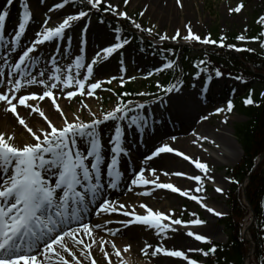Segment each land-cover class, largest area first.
I'll return each mask as SVG.
<instances>
[{
  "label": "snow or ice",
  "instance_id": "snow-or-ice-1",
  "mask_svg": "<svg viewBox=\"0 0 264 264\" xmlns=\"http://www.w3.org/2000/svg\"><path fill=\"white\" fill-rule=\"evenodd\" d=\"M44 4L45 0H39ZM124 6L129 4V0H123ZM20 9L19 22L14 30L7 31V23L10 17L9 9L13 5ZM86 5V9L79 7ZM177 5L183 7L180 0ZM243 3H237L235 7L229 8V12L239 13L243 8ZM68 7L76 8L74 12L67 13L62 17V22L57 27H48L50 16L45 14L40 28L35 32L34 39L31 42L24 40L26 33L33 21V11L30 6V0H5L3 7H0V106L6 112H10L16 119L17 123L26 129L32 138L31 143H23L19 146L12 143L13 137L0 133V264H100L94 251L101 254L103 264H113V256L121 258V264H124L122 251L115 240H105L98 237L96 229L103 230L112 236L121 231L117 228L113 231L106 225L114 223L112 220L104 224H92L90 216H102L117 214L129 219L115 221L124 228H130L132 224L151 226L158 230V235L167 238L168 231H176L172 225H195L200 226L206 222L196 218L190 221L182 219H172L174 212L166 214L161 211H154L146 203H140L138 207L146 214H140L136 211L137 205L129 207L125 203H117L109 196L111 190L117 189L124 180L125 171L130 173L128 177L129 191L133 188H143V192L137 195H151L155 190H170L172 193H178L197 202L208 213L216 217H224L226 213L216 210L204 202L205 198L197 194H190L192 190H182L172 183L160 182V174L156 168L149 165L154 158L161 157V154L174 153L188 161L196 170L203 175H189L183 172L172 173L176 176H184L187 179L195 181L197 187L195 192H201L204 181L215 182L214 177L208 175L210 166L200 159L193 158L185 152L175 149L170 143L162 142L159 146L147 154H141L140 163L132 167L131 148L137 144H144L145 133H159L161 139L175 141L177 137L170 135L167 129V121L163 118L157 120L155 112L145 111L151 109L153 104L166 108L168 99L171 95L179 93L183 87V82L177 80L176 83L164 86L157 80L156 87L164 93L157 95V98L151 103H142L132 99H125L133 95L143 97L153 95L152 93L138 92H121L114 93L117 95V102L110 111H106L98 117L95 112L88 109L92 119L84 122L79 116L72 120L64 114L63 109L57 102L58 91L66 99L71 100L80 95L92 96L97 89H102L104 81L97 80L90 83L86 90V81L94 74V66H97L98 59L108 60L122 49L132 44V38L122 36V28H114L116 33L113 43H108L101 47L95 53V57L90 63H85L87 50V33L88 23L84 24L81 31L78 53L74 57V63H69L66 68L61 67L59 61L66 58L71 52L73 38L67 35L68 30L74 27L73 22L85 20L94 10L101 14L100 23L103 24V15L111 14L113 17L125 19L139 32L153 35L155 25L145 28L141 23L126 11H121L118 5H114L109 0H56L49 8L48 12L64 10ZM145 11L139 15L144 16ZM258 23L264 26V16L257 19ZM186 35L181 36L180 30L169 37L167 34L159 35V42L182 39L184 42H199L203 45H216L220 48L227 47L238 52L255 50L247 47H237L235 44L224 43V37L219 41L212 39L210 34L201 37L195 34L191 26L186 25ZM264 37V31L258 36L246 37L241 34L236 37L241 42L261 41ZM105 36L102 33L101 39ZM143 42V36L140 37ZM66 41L64 51H61V42ZM55 42L56 48L49 57L40 55L41 46ZM154 46V45H150ZM264 48V42L260 44ZM141 52L146 49L141 48ZM161 54L165 52L175 55L173 49H161ZM103 53V57H101ZM35 54V55H34ZM156 53L153 52L152 55ZM123 55L121 53V68L123 73L126 69L123 67ZM206 60L194 62L197 69L194 79L199 80L201 75H206L205 85L202 94L208 91V85L211 83L213 76L209 72ZM176 60L165 57V62L158 68H153L152 72L173 69ZM85 70L84 78H80L81 70ZM152 72L146 75H151ZM215 77L220 78L224 73L219 69H214ZM231 76V73H229ZM116 79L115 76L107 79L111 83ZM128 80H134V76L127 77ZM243 83L242 76L235 77ZM120 83L123 85L124 78L121 76ZM41 86V91H27L31 86ZM25 89V93L21 90ZM74 89V90H68ZM107 91H113L107 89ZM264 97V92L261 93ZM48 99L55 108L63 124L57 127L45 112L41 110L37 101ZM245 105H254L251 90L245 97ZM23 106L30 110L31 113H38L46 122L47 127L33 130L26 123L25 119L17 112V107ZM84 107H87L85 105ZM234 105L231 100L227 101V110L232 111ZM222 108H216L215 112H222ZM168 119H171L170 117ZM201 119H207L206 116ZM111 122L113 129L108 139L107 145L104 143V133L102 126ZM227 123V120L224 121ZM161 125L164 130L156 126ZM135 132L138 139L133 142L128 135ZM195 137L192 141L194 145L203 148V141L209 140L206 136L192 130ZM215 143V141H211ZM206 151V149H205ZM122 158L125 165L122 170ZM148 172L149 179L145 172ZM168 176V172H163ZM230 182L239 183L229 178ZM224 189L217 187L216 192L223 193ZM197 216V213H191ZM170 223H162L163 221ZM188 237H194L196 241L211 243V240L205 235L195 234L192 231L186 233ZM110 249L109 250V246ZM55 246V247H54ZM131 245H125L123 252H127ZM143 255L156 257L163 254L168 257L181 258L187 264H200L196 259H190L184 250H170L161 247L159 244L153 248L151 244L145 243L141 248ZM189 251L200 252L204 257H209L217 252V247L212 246L209 250L189 249Z\"/></svg>",
  "mask_w": 264,
  "mask_h": 264
},
{
  "label": "rangeland",
  "instance_id": "rangeland-1",
  "mask_svg": "<svg viewBox=\"0 0 264 264\" xmlns=\"http://www.w3.org/2000/svg\"><path fill=\"white\" fill-rule=\"evenodd\" d=\"M53 2H56V0H45L44 4H40L39 0L33 1L30 0V6L33 10V21L26 33V36L24 37V40L31 42V40L34 39L35 32L40 28L45 14L51 17L48 23V27H57L59 26V23L62 22V17L66 15L67 13L74 12L77 9L68 7L64 10H58L56 12H48V8L53 4ZM109 2L113 3L114 5H118L120 7L121 11H126L129 16L132 17V19H135L138 23H141L143 27L148 28L155 25L153 35H148L149 40H143V42L136 40V38L132 39V44L130 46H126L125 49L121 50V53L123 55V67L126 69L125 72L121 73L120 68V60H121V53L115 54L113 57L109 58L108 60H101L98 59L97 66H94V74L91 78H89L86 81L85 88L87 90L88 85L90 83L96 82L97 80L104 81L102 84V89L95 90L94 94L92 96L88 95H78L68 102L67 108L63 109L64 114L69 118V120L74 118L75 116H79L80 119L84 122H89L92 117L89 115L88 109H91L92 112H95L98 117L102 116V114L106 111L112 110V108L115 106L117 102V95L123 87L130 88L133 90H140V92L145 93H154L153 95H146L143 97L137 96L139 98V102L145 103L148 102L151 98V96H155V94H159V89L156 87L157 80L160 82L161 85L168 86L171 85L170 81L172 78L169 79V81L166 82L167 77V69L163 71H157L152 72L153 68H158L162 63L165 62V57L169 59H175L174 56L182 57L184 58L185 55H189L192 62L189 66H186L185 73L186 77L181 75V81L183 82V87L181 88V91L179 93H173L172 95H176L181 100V105L186 103L190 100L199 101V105H201L199 114H197L195 119L190 122H183L180 125H178L177 130H173L170 132V135H175L177 139L175 141H178V139H187L189 140L188 143L193 145L195 148L200 149L198 145H194L192 143L193 141V135L192 130L195 129L196 133H200V131L203 130V135L209 138V140L203 141V148L202 151L204 153V161L209 164L210 166V172L208 175H211L214 177L215 182L205 180L203 188L201 192L196 193L195 188L197 187V184L195 181H182L178 180L176 178L174 180V183L177 184L179 187L182 185L184 188L186 187L187 183H193L195 185V188L190 192V194H197L201 197H204V202L208 204L211 207H214L216 210L226 213L224 217H216L212 213H208L206 209L201 207L197 202L192 201L186 197L180 196L178 193H170L165 194L167 197L169 195V200H173L174 203L172 207L170 208V212H174L172 215V219H182L184 221H190L196 218H199L206 223L200 226L195 225H187V226H180L179 227H185L186 229L192 230L195 234H201L208 237L211 241H217L220 243H226L229 239V236L227 234V231L225 230V227L222 225L221 220L225 219V217L231 216L232 206L229 204L231 201L234 202V204L240 203L244 207L246 206V211L243 210L240 213H243L241 219V231L240 236H242L243 239L246 240L245 236V229L249 227L248 235L250 237L249 246L250 251L248 255L246 256V264H256L254 253H252V249L256 247V242L251 234V228L253 227V222L256 217L254 205L250 202L248 197V185L251 182V177H249V180L246 179L244 184V187H242L241 197L239 199L238 191L233 194V200L229 201L230 199V189L233 186L232 183L229 181L230 173L228 169L234 168L237 164H240L242 162V158L244 156V149H242V145L240 143L239 138H237L235 131H236V125L237 124H243V122H246L249 120V117L241 114L236 107L239 109L241 105H244L245 108L248 107V105H245L242 101L241 103V96H248V91L254 87L255 89L252 92V97L256 98V105H259V108L264 107V97H261V93L263 92L264 87V68L262 70L256 72L254 69L250 72H238L235 69H224L226 66L223 63L218 62V60H225V61H233L237 63L238 66H243L244 69L246 67H250V62L247 59H241V56H239V53L233 49H229L227 47L220 48L216 45H203L199 42H184L182 39H178L177 41H164V45L158 46V44H162L159 42V35L167 34L169 37L173 36L176 33V30L179 29L181 36L186 35V25L191 26L193 32L195 34L200 35L202 38L206 37L210 34L212 39H215L217 41L220 40L221 37H224V43L227 44H233L232 36H235V38L241 34L245 35L246 37H252L257 36L255 34H258V28L262 27L261 23L257 22L258 17L264 16V0H180L181 4L184 5L183 7H176L177 0H175V3H173V8H164L162 11H154L152 8H150L149 5H146L144 2H133V0H129V4L125 7L123 0H109ZM243 3V8L239 13L235 12H229V8H233L236 6L237 3ZM5 4V0L0 2V7H3ZM187 5L188 7H185ZM15 10L18 13H20V9L17 5H13ZM12 6V7H13ZM178 6V5H177ZM79 7H83L86 9V5H79ZM11 9V8H10ZM10 19L7 23V30L11 32L15 29L19 22V18H16L15 16V10L12 8L10 10ZM145 11V14L143 17L139 15L141 11ZM178 9V10H177ZM107 16L108 18H106ZM103 16L104 23L101 24V14L96 13L94 10L92 13H90L89 17L85 18V20L73 22L74 27L72 29L68 30L67 35H71L73 38V43L71 45V52L66 57L59 61L62 69L66 68L69 63H74V57L78 53L79 48V42L81 37V31L84 27L85 22L88 23V33H87V50H86V58L85 63H90L91 59L95 57V53L100 50L101 47L105 46L108 43L115 42V32L113 31L114 28H121L120 23L123 25H129L130 27H127V32H122V36H129V38H132L134 36H137V34H134L131 36L132 33L137 31L129 21L117 17H113L111 14H105ZM60 20L58 22H54L53 20ZM121 20V21H120ZM120 21V22H119ZM119 22V25L115 24ZM100 27H103V30H101ZM130 31V32H129ZM104 34L105 38L101 39V34ZM138 33V32H137ZM159 34V35H158ZM97 36V37H96ZM237 40V39H236ZM238 41V40H237ZM261 41L252 42L249 41L247 43L238 41L237 47H247V48H259L264 51V48H261L260 44ZM170 44H177L179 48H177L175 45L170 46ZM154 45V46H150ZM66 46V41L61 42V51H64V48ZM165 49H164V48ZM167 47V48H166ZM56 48V43L53 42L48 45L41 46V50L45 49L44 52H41L40 55L49 57L54 52V49ZM144 48L146 49L145 52H141L140 49ZM175 52V55L172 56L171 54L165 52L163 55L161 54V49L167 50L172 49ZM176 49H178L176 51ZM155 52V55H152V53ZM182 52V53H181ZM35 55V54H34ZM103 53H101V57H103ZM263 55V54H262ZM264 56V55H263ZM227 57V58H226ZM200 58V59H199ZM210 58V59H209ZM213 59V62H212ZM183 59H180L178 63H181ZM200 60H208L207 66L209 67V72L213 76V81H211V90L210 92L206 93L204 96L202 94V89L205 85L206 81V75L202 74L199 80L194 79V75L197 71V69L193 66V62L200 61ZM260 63L263 61L258 60ZM203 66V65H202ZM206 66V67H207ZM224 69L222 70L224 73V76L222 78H216L214 69ZM229 70V71H228ZM225 71V72H224ZM152 72L151 75H146L147 73ZM166 72V73H165ZM235 73L237 75H241L243 77V80L247 81V83H243L241 80L235 79V75L226 73ZM85 74V70L82 69L80 72V78L83 79ZM115 76L116 79L112 80V82L109 84L107 83V79L110 77ZM123 76L124 83L121 85L120 78ZM134 76V80H128L127 77ZM225 78V80H224ZM32 88H28L27 91H41V86H31ZM229 88H234L235 91L228 92ZM107 89H112L113 91H107ZM68 90H74V89H68ZM154 92H151L153 91ZM21 93H25V89L21 90ZM193 93H196V96H193ZM260 93V94H259ZM54 94L58 96L57 101H64L68 100L64 97L63 94L56 91ZM171 95V97H172ZM171 97L168 99V106L166 108H163L164 110H170L169 109V102ZM182 97V98H181ZM235 106L233 107L232 111L229 112L227 110V101L235 99ZM239 98V99H237ZM47 98L44 101H37L35 103L39 104V107H41L40 104L46 103ZM173 102V99H171V104ZM233 102V101H232ZM59 103V102H58ZM61 104V103H59ZM147 104V103H146ZM170 104V105H171ZM87 105V107H84ZM234 105V102H233ZM222 108L223 111L220 113H216V108ZM62 108V107H61ZM25 109V108H24ZM52 112L59 115L55 108L51 105ZM71 109V111H70ZM27 110V109H26ZM148 109H146L147 111ZM30 113V110H27ZM70 112L72 113L70 116ZM48 112H45V115H47ZM264 115V112H263ZM50 116V115H49ZM206 116L207 119H201V117ZM7 117L11 122V127H1L0 126V133L5 134L6 138L8 135H11L13 137L12 143L19 146L20 144H23L25 142V139H27L26 143H31L32 138L30 137V134L27 133L26 129L23 128V126L17 124L16 126V119L13 115H10L9 112H6L3 110L2 106H0V118L3 120ZM38 113H31L29 116V119H32L33 122H36L39 119ZM60 117V116H59ZM41 118V117H40ZM194 118V117H193ZM26 119V118H25ZM43 120V118H41ZM227 120V123H224V121ZM44 121V120H43ZM60 123L55 124L57 127L62 126L63 120L61 119L59 121ZM29 127L30 124L26 122ZM45 125L46 122L44 121ZM264 124V119H263ZM33 128V127H32ZM42 129V128H41ZM113 129V124L109 122L108 124L102 126V131L104 133V143L107 145L108 139L110 137V134ZM36 131L37 129H34ZM259 135V133H258ZM257 135V136H258ZM27 136V137H26ZM134 137H136V133H134ZM261 141H264V132L260 133L259 135ZM158 141H162L161 138H157V142L149 145L146 149L141 150L140 154L138 155L139 161H137V164L140 163V160L142 159L141 154H147L151 150L154 149V147L158 146ZM164 142L172 143L173 141L168 140L167 138L163 139ZM211 141H215V143H212ZM206 149V151H205ZM263 155V156H262ZM262 157H258L259 159V165L260 166L264 161V152H262ZM158 159V158H157ZM156 158L153 159V161L149 162V165L153 167V164H150L157 160ZM174 163H178L177 165L179 169L177 172H186L189 173L188 170L183 169V166L181 165L182 162H185L182 158H173ZM186 163V162H185ZM157 170V169H156ZM148 172L146 171V174ZM194 175L195 172H191ZM190 173V174H191ZM200 175H203L199 171L197 172ZM130 176V173H128L126 179H125V187L127 185L128 187V177ZM147 177V176H146ZM186 178H184L185 180ZM246 183V184H245ZM181 184V185H180ZM185 184V185H184ZM247 185V186H246ZM119 186L117 189L113 190L112 193H109V195L115 196V198L120 199L123 195L127 193V187ZM220 187L223 188V193L216 192V188ZM135 188V187H134ZM137 189V188H135ZM138 190H145L143 188H138ZM187 190V188H186ZM157 192V190L152 191L151 195H143L146 198L153 197L154 193ZM239 195V196H238ZM142 196V195H139ZM167 209V208H164ZM166 214L168 212L166 210H163ZM197 213V216H192L191 213ZM167 223H170V221L167 220ZM174 227L173 225L171 226ZM214 228V232L209 233V228ZM136 230H140L138 228H135ZM143 229V228H142ZM141 229V230H142ZM146 229H149L148 233L151 234L155 239L153 241H150L147 244H151L153 248H155L158 244L164 248V244L162 242L169 240L168 238H171L174 234V231H168L166 236L167 238H164L163 235H158V230L152 228L151 226L146 227L143 229L145 232ZM117 235L119 237L125 238V234L122 232H119ZM189 238V241L193 243L192 248L193 249H200L201 244L203 242L196 241L194 237H187ZM245 242V241H244ZM188 254V253H186ZM190 259H196L200 263L206 262L205 259L201 257L200 252L192 251L188 254ZM98 257V256H97ZM165 257L163 254H158L156 257H151V255H140L133 258L134 264H146L148 262H151L152 259H159V258ZM168 257V256H167ZM170 258V257H169ZM184 262V261H183Z\"/></svg>",
  "mask_w": 264,
  "mask_h": 264
},
{
  "label": "bare ground",
  "instance_id": "bare-ground-1",
  "mask_svg": "<svg viewBox=\"0 0 264 264\" xmlns=\"http://www.w3.org/2000/svg\"><path fill=\"white\" fill-rule=\"evenodd\" d=\"M1 1H3V0H0V2ZM33 1H36V0H33ZM139 1L144 2L146 5H149L150 8H152L154 11H157V10L162 11V9H164V8L174 9L172 4L175 3V0H133V2H135V3L139 2ZM176 7H178V9H180L179 6L176 5ZM185 7H188V6L185 5ZM183 9H184V5H183ZM58 21H60V20H57V19L53 20V23L58 22ZM100 28H101V30H103V27H100ZM44 50L45 49L41 50V52H44ZM41 52H40V54H41ZM211 83L208 85L209 88H211V86H212ZM29 88H32V87H29ZM193 96L195 97L196 93H193ZM171 99H173L172 104H171ZM171 99L169 102V109L171 108L170 110H167V109L164 110L163 108H160V106H158V105L153 107V110L152 109L147 110V111L155 112L157 120L163 118L167 121L168 126H167L166 131L168 133L172 132L173 130H177L179 127L178 125H180L184 121L187 123L190 121H193V119H195V117H197L196 115L199 114V111H201L200 110L201 105H199V103H198L199 101L197 102L193 99V100L187 101L186 103L181 105V100L176 95H172ZM68 101H69V99L64 100V101L61 100V101H57V102L61 103L60 106L62 107V109H64V108L66 109L68 106V103H69ZM40 105H41L40 108L42 111L48 112L47 116L49 117V119L53 123L58 125V123H60L59 121L61 120V118L59 117V115L57 116V114L52 112L50 101L46 100V103H42ZM70 111H71V109H70ZM17 112L24 119L26 118L25 121L28 122L30 124V126L33 127L34 129H41V128L43 129V128L47 127V125H45L44 121L40 117L36 122H33L32 119L27 120V118L29 119L30 113L26 109H24L23 106H18ZM71 114L72 113L70 112V116H71ZM10 115H12V114L10 113ZM169 117L171 119H168ZM17 124L18 123L16 122V126H17ZM62 124H63V122H62ZM0 126L6 127V128L11 127V122L7 117H5L4 120L2 118H0ZM156 127L160 130H164L163 127L159 124ZM134 133L135 132H130V133H128V135L130 136V138L133 142H136L138 137H137V135H136V137H134ZM199 134L202 136L203 130L200 131ZM157 138L158 139L161 138L159 133H152V134L145 133L144 144L143 145L137 144L135 148H131V156H132V165L131 166L132 167H135V165H133V159L136 158V156L139 154V152H141V150L146 149L149 145L156 143ZM193 138H195V137L193 136ZM27 139H28V137H27ZM27 139H25L24 143L27 142ZM188 141L189 140H187V139H178V141H173L171 143V146L174 147L175 149H178L180 151L185 152L187 155H190L193 158H197V159L204 161L205 159H204V153H203L202 149L201 148L200 149L195 148L193 145L188 143ZM158 142L162 143L164 141L162 140V141H158ZM161 143H159V145ZM173 158H179V157L176 156L174 153H172V154H161V157H158V159L156 158L157 160L150 163V164H153V167L157 169V173L160 174V182L172 183L174 186L179 187L177 184L174 183V180L176 178H178L177 181L181 180V182L182 181H184V182L190 181V179H187L184 176H176V175L172 174V173H175L179 170V169H177L179 165H177L178 163L173 162ZM180 158H182V157H180ZM185 162H182L181 165L183 166V169L188 170L189 173H187V174L194 175L191 172H195V174H199V173H197L199 170H196L194 168V166H192L188 161H185ZM124 168H125V165H124L123 158H122V170H124ZM163 172H168L169 175L164 176ZM128 173L129 172L125 171L124 180L120 184V186L125 187L124 182H125V179H126ZM183 173H186V172H183ZM145 175L149 179L152 178L151 176H149L148 173L146 174V172H145ZM184 178H186V179L184 180ZM185 186L186 187L184 188L181 185L180 188L182 190H186V188H187V190H193L195 188V185L193 183H189V182ZM126 187H127V185H126ZM128 188H129V185L127 187V190H128ZM143 191L144 190H138V188L137 189L133 188L132 191L128 190L127 193L125 195H123L120 199L115 198V196H112V195H109V196L112 200L116 201L117 203H125L129 207H131L132 205H137L136 211L140 214H146L144 212V210H142L138 207V205L140 203L148 204V206L152 207L154 211L163 212V210H166L168 213H170V208L172 207L174 201L171 199L169 200V198H168L169 195L167 197L165 196V194L170 193V190H164V189L157 190V192H155L153 197H151V198H149V197L146 198L143 195L139 196L136 194L138 192H143ZM112 192L113 191H110L109 193H112ZM164 208H167V209H164ZM126 219H129V218L123 217V216L117 215V214L102 215L99 217L98 216H90V220H91L92 224H97V223L104 224L108 220L114 221V223L108 224L106 226L108 228H111L113 231H115L117 228H120L121 229L120 232H122L123 234L126 235L125 238L119 237V235L112 236L109 233L105 232L103 230V228L96 229V234L98 237H102L105 240H115L117 247H119L122 251V258H123L124 264H134L133 258L140 256V255H143L140 250L144 246V244L149 243L150 241H153V239H155V238L151 234L148 233L149 229H146L145 232L143 231L144 228L149 227V226L140 225V224H132V226L130 228H124L121 224L115 223V221L126 220ZM162 223H167V220L163 221ZM173 226H174L173 228L176 229V231H174V234L172 235L171 238H168L169 240L162 242L164 244V248H167L170 250H184L188 254L191 253L192 251H189V249H193L192 248L193 243L191 241H189V238H187L188 236L186 235V233L188 231H192V230L186 229L185 227H179L178 225H173ZM135 228H138V229L143 228V229L142 230L140 229L138 231ZM214 231H215L214 228L210 227L208 229L209 233H212ZM125 245H131L130 249L127 252H123ZM108 247H109V250H111L110 245ZM93 254L96 256V258L100 262V264H103L101 254L98 251H94ZM53 264H55V258L53 259ZM113 264H121V258H117V257L113 256ZM146 264H187V262H185V261L183 262V260L181 258H173V257L169 258V257L165 256L162 258L160 257L159 259H157V258L152 259L151 262H148Z\"/></svg>",
  "mask_w": 264,
  "mask_h": 264
},
{
  "label": "trees",
  "instance_id": "trees-1",
  "mask_svg": "<svg viewBox=\"0 0 264 264\" xmlns=\"http://www.w3.org/2000/svg\"><path fill=\"white\" fill-rule=\"evenodd\" d=\"M259 35V34H258ZM234 43V36L231 39ZM253 49V48H252ZM255 50V49H254ZM264 51L262 49H256L254 52L243 51L239 53L241 59H247L249 62H252L254 65V70L256 72L264 68ZM227 58V57H226ZM182 65L186 66L192 60L189 58V55L182 57ZM258 60L263 61L260 63ZM222 61V60H221ZM226 66L235 69L240 72H250L252 71L251 67L238 66L237 63L230 61H223ZM264 89V87H263ZM130 88L123 87L121 92H130ZM120 92V93H121ZM135 94V93H134ZM127 97L125 99H130ZM244 99H242L243 101ZM241 101V103H242ZM239 111L247 114L251 119L243 124H237L236 127V136L239 138L242 148L245 150L242 162L236 165L232 169H228L231 179L238 181L239 183L232 182V187L230 189V199L233 200V194L237 192L239 199L241 197V190L243 187L244 180L251 173L252 168L257 162V157L264 152V141H261L259 135L264 132V107L261 109L258 106L248 105L247 108L244 105H241ZM259 133V135H258ZM258 135V136H257ZM248 197L250 202L254 205L256 217L253 222V227L251 228V234L253 235L257 249L255 251L254 257L256 264H264V161L260 166H257L256 171L251 175V182L248 185ZM229 204L232 206L231 216L225 217L221 220L222 225L225 227L229 240L226 244L219 242L203 243L201 248L203 250H209L212 246L217 247L216 254H210L209 257H203L207 259L205 264H245L246 255L249 251V244L244 242L242 236H240V231L242 226L241 219L246 211L247 207L243 206L240 203L234 204L231 201ZM243 210V213H240Z\"/></svg>",
  "mask_w": 264,
  "mask_h": 264
}]
</instances>
